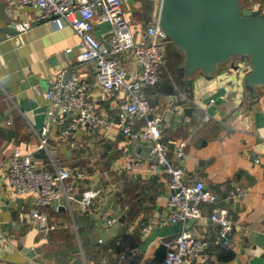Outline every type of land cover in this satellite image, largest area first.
Masks as SVG:
<instances>
[{
	"label": "crops",
	"instance_id": "obj_1",
	"mask_svg": "<svg viewBox=\"0 0 264 264\" xmlns=\"http://www.w3.org/2000/svg\"><path fill=\"white\" fill-rule=\"evenodd\" d=\"M135 1L122 0L126 16L134 30L146 28L159 16L162 0ZM36 14L35 8L17 0H0V114L8 117L0 125V227L8 239L0 246V264H152L161 248L159 241L184 230L181 224L164 222L172 214L169 177L164 171L151 173L150 146L127 139L116 125L105 140L85 129L68 143L63 140L49 117L45 92L61 70L76 64L81 40L70 27L34 24ZM21 23L32 26L20 33ZM110 32L109 25L95 26V35L104 43ZM171 51L169 47L168 54ZM124 65L130 73L135 71L132 61ZM183 65L168 61L162 83L147 93L154 116L161 115L175 97L183 109H194L186 122L176 119L165 126L164 141L173 164L186 168V184L203 181L219 198L217 205H203L202 218L189 225L192 233L208 243L194 264H264V88L258 90L259 100L251 110L244 88L249 63L236 62L241 65L238 72L232 65L222 67L212 78L202 73L183 76ZM78 68L90 83L99 110L118 116L116 100L103 95L90 66ZM164 81L173 86L171 95L161 89ZM46 127L50 129L48 148L39 152L40 134ZM16 146L34 156L36 167L98 172L97 178L79 187L101 191L100 199L84 214L78 203L63 200L53 207H40L34 196L14 195L6 173ZM181 148L182 160L176 156ZM127 155L141 161L140 170L125 169ZM237 188L248 189L250 195L236 197ZM217 206L227 209L233 222L226 242L211 222ZM34 211L45 215L56 229L46 231L32 218ZM112 216L118 222L109 227L106 218ZM140 224H153L154 229L146 236L139 228L131 230ZM123 242L140 247L137 260L119 259Z\"/></svg>",
	"mask_w": 264,
	"mask_h": 264
},
{
	"label": "built area",
	"instance_id": "obj_2",
	"mask_svg": "<svg viewBox=\"0 0 264 264\" xmlns=\"http://www.w3.org/2000/svg\"><path fill=\"white\" fill-rule=\"evenodd\" d=\"M23 6H31L37 14L34 24L53 23L59 29L72 28L81 40V53L76 64L61 70L55 77L45 98L50 104L49 117L63 140H69L80 130H87L98 139L109 138L114 125L129 140L143 142L150 146L149 171L157 174L164 171L168 177V190L172 214L164 222L181 224L183 232L173 238L160 240L166 249V257L160 264H194L204 254L208 243L189 229L190 220L202 218V206L217 205L219 198L211 192L205 182L186 184L187 171L184 166L174 165L169 157V147L164 141L165 126L174 120L182 119L183 108L178 97L173 98L161 115H153L151 98L147 91L159 86L167 70L168 48L171 42L161 29L159 16L146 28L134 30L128 20L122 0H17ZM259 10V4H254ZM109 25L111 32L106 43L95 35V26ZM31 23L17 26L20 33H26ZM72 50H69L70 53ZM126 60L134 63L135 71L129 72L124 65ZM80 65L90 66L99 89L104 96L116 100L118 116H110L99 110L96 99L90 92V83L80 71ZM251 68V67H250ZM251 70V69H250ZM183 95H181L182 97ZM210 118L207 117L208 122ZM50 129L44 128L40 134L39 152L47 150ZM184 158L182 148L176 154ZM141 161L127 155L125 169L138 171ZM2 165H0V170ZM98 172H89L83 168L57 167L50 171L36 167L34 156L24 154L16 146L9 159L6 177L11 191L16 196L35 197L40 207H53L66 200L70 204L78 203L82 213L88 214L101 197L99 190L81 191L80 185L94 180ZM248 189L237 188L236 197H247ZM81 196L82 200L78 197ZM46 231L52 232L56 226H49L48 218L39 211L32 213ZM118 222L117 217L106 218L111 227ZM211 222L220 228V237H227L233 229L229 211L215 207ZM143 235L151 233L153 224L133 225ZM8 241L0 227V246ZM137 245L123 242L119 247L120 260L135 261L141 255Z\"/></svg>",
	"mask_w": 264,
	"mask_h": 264
},
{
	"label": "water",
	"instance_id": "obj_3",
	"mask_svg": "<svg viewBox=\"0 0 264 264\" xmlns=\"http://www.w3.org/2000/svg\"><path fill=\"white\" fill-rule=\"evenodd\" d=\"M244 2L246 0H162L159 23L171 44L184 57L180 69L183 76L202 73L212 78L222 67L232 65L238 72L241 65L236 62L249 63L251 70L244 78V88L253 110L259 100L258 90L264 88V12L247 8ZM131 3L136 1L131 0ZM161 89L171 95L174 88L164 81ZM243 105L244 102L240 107ZM183 112L182 120L186 122L194 109L187 108ZM7 119L0 114V125ZM195 222L190 220L189 225ZM226 240L227 237L222 239ZM165 257L166 249L161 245L152 264L162 263Z\"/></svg>",
	"mask_w": 264,
	"mask_h": 264
},
{
	"label": "trees",
	"instance_id": "obj_4",
	"mask_svg": "<svg viewBox=\"0 0 264 264\" xmlns=\"http://www.w3.org/2000/svg\"><path fill=\"white\" fill-rule=\"evenodd\" d=\"M170 49L172 50L170 54H168V61L171 59H174V62H181V64L184 62V57L181 53L178 52V50L171 44ZM178 64V63H177ZM175 64L176 66H178Z\"/></svg>",
	"mask_w": 264,
	"mask_h": 264
},
{
	"label": "flooded vegetation",
	"instance_id": "obj_5",
	"mask_svg": "<svg viewBox=\"0 0 264 264\" xmlns=\"http://www.w3.org/2000/svg\"><path fill=\"white\" fill-rule=\"evenodd\" d=\"M248 3L252 2V3H257L259 4V11L260 12H264V0H246ZM254 5V4H253ZM253 8V6L251 7Z\"/></svg>",
	"mask_w": 264,
	"mask_h": 264
},
{
	"label": "rangeland",
	"instance_id": "obj_6",
	"mask_svg": "<svg viewBox=\"0 0 264 264\" xmlns=\"http://www.w3.org/2000/svg\"><path fill=\"white\" fill-rule=\"evenodd\" d=\"M242 1H244V0H242ZM245 4H246V6H247V8H251L252 6H254L253 4H255V3H252V2H244Z\"/></svg>",
	"mask_w": 264,
	"mask_h": 264
}]
</instances>
